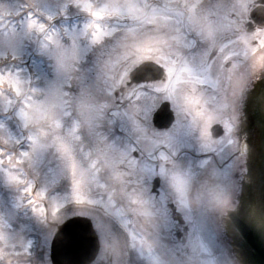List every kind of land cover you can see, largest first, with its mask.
<instances>
[{"label": "flooded vegetation", "instance_id": "flooded-vegetation-1", "mask_svg": "<svg viewBox=\"0 0 264 264\" xmlns=\"http://www.w3.org/2000/svg\"><path fill=\"white\" fill-rule=\"evenodd\" d=\"M166 3L163 55L179 77L172 81V98L164 91L155 100V87L168 83L164 67L145 59L128 65L123 77L127 58L117 52L111 93L117 105L133 109V117L116 120L115 137L100 130L93 138L96 171L87 168L90 162H75L73 185L83 186L94 202L69 217L92 223L94 232L85 225L98 249L91 264H233L220 222L236 207L246 173L241 102L264 70L247 62L243 40L264 28V0H200L194 12L196 0ZM143 62L157 65L155 81L130 84L131 71ZM189 96L198 106L186 103ZM163 103L172 112L169 126L155 120ZM112 145L117 148L107 149ZM90 205L104 208L107 217ZM118 247L121 256L113 255Z\"/></svg>", "mask_w": 264, "mask_h": 264}, {"label": "rangeland", "instance_id": "rangeland-1", "mask_svg": "<svg viewBox=\"0 0 264 264\" xmlns=\"http://www.w3.org/2000/svg\"><path fill=\"white\" fill-rule=\"evenodd\" d=\"M153 1L159 4L153 5ZM196 1L191 12L200 3ZM89 3L94 8L103 6L101 11L116 17L101 22L100 33L85 10ZM130 4L143 8V19L128 18ZM167 5L166 0H0V75L18 80L23 93L18 97L5 91L0 96V264H51L54 230L39 219L32 198L25 194L34 181L39 186L36 193H47L43 206L47 202L52 221L67 219L79 205L74 202L77 195L94 202L82 188L73 190V164L88 158L100 130L115 137L116 120L133 117L132 108L117 105L114 99L111 102V90L118 79L111 59L118 51L134 56L138 36L163 42ZM150 15H161L159 26L145 23ZM37 21L45 25L43 31ZM52 29L55 35L41 40V34ZM95 35H100V41H93ZM126 58L123 77L128 65L142 61ZM155 92V100L164 98L163 85L155 87ZM28 99L46 118L29 120L21 115ZM21 153L29 156L18 165L15 160L21 159ZM9 156L14 158L12 163ZM25 172L29 178H24ZM24 198L29 199L28 208L33 206L30 215L20 214ZM56 205L60 212L53 218ZM113 253L121 256L120 248H114Z\"/></svg>", "mask_w": 264, "mask_h": 264}, {"label": "water", "instance_id": "water-1", "mask_svg": "<svg viewBox=\"0 0 264 264\" xmlns=\"http://www.w3.org/2000/svg\"><path fill=\"white\" fill-rule=\"evenodd\" d=\"M151 66L144 63L136 68L130 75L131 83L152 81L156 69ZM155 119L158 125H170L168 103L161 105ZM240 131L248 149L246 173L235 209L222 219L223 231L237 264H264V72L246 94ZM83 220H69L59 227L51 248L53 264H90L93 260L95 238L91 237V244Z\"/></svg>", "mask_w": 264, "mask_h": 264}, {"label": "snow or ice", "instance_id": "snow-or-ice-1", "mask_svg": "<svg viewBox=\"0 0 264 264\" xmlns=\"http://www.w3.org/2000/svg\"><path fill=\"white\" fill-rule=\"evenodd\" d=\"M102 7L94 8L91 3L88 4L86 11L89 12V14L94 18L96 21V24L93 26L95 28V31L97 33H100L102 31V23L106 19L110 18H116V17H110L107 16L103 11ZM127 15L130 19H143L145 16V12L143 8L137 4H130L127 9ZM31 19V17H29ZM51 18V17H49ZM160 18L157 16H152L147 19L146 23L149 27H156L159 24ZM37 24L39 25V28L41 31L45 29V25L37 21ZM35 27V25H32ZM264 33V28H257L254 33L248 34L245 36V39L243 40V46L246 49V58L247 62L251 64V66L254 69H262L264 70V35H261ZM101 37L100 35L93 36V41L98 42L100 41ZM167 43V41H156L152 38L148 37L145 38L144 36H138L135 38V47H134V53L135 55L132 57H129V60L139 59V60H145V59H151L155 62L159 63L162 67L165 68L167 73V80L168 83H165L163 87V91L167 92L169 97L172 98V81H176L179 77L177 75L178 68L175 64L171 62H165V57L163 55L164 53V45ZM174 46V45H173ZM242 87V85H241ZM5 91H11L15 93L16 96H22V89L20 86V83L18 80L13 79L10 75L6 79L3 75H0V96H3L5 94ZM9 103L11 101L9 100ZM186 103L195 107L198 106L199 101L195 99V97L189 96L186 99ZM23 107L26 109L24 113L21 115L29 120H42L45 117V113L40 111L38 108H33L31 100H27ZM197 115L202 116V112H197ZM209 121L211 118H208ZM209 127L205 128V132L207 133ZM62 150L67 153V149L64 148V146H61ZM2 154V153H0ZM29 153H21V159L15 160L16 164H23L25 163L24 157H28ZM13 157L9 156L8 162H13ZM0 163H3V161H0ZM73 172H75V164H73ZM76 190L79 191L80 185L77 183L75 185ZM25 194L33 197L30 199V203L35 205V210L38 211L41 215L47 214V208L43 206V201L47 200V193L46 191H42L39 193H33L31 187H26ZM76 204L84 205L87 203L86 200H84L81 196L77 195L76 199L74 201ZM60 212V207L56 205L52 209V216L55 218Z\"/></svg>", "mask_w": 264, "mask_h": 264}]
</instances>
